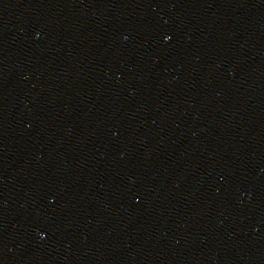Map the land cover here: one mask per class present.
<instances>
[{
	"label": "water",
	"instance_id": "95a60500",
	"mask_svg": "<svg viewBox=\"0 0 264 264\" xmlns=\"http://www.w3.org/2000/svg\"><path fill=\"white\" fill-rule=\"evenodd\" d=\"M0 264H264V0H0Z\"/></svg>",
	"mask_w": 264,
	"mask_h": 264
}]
</instances>
